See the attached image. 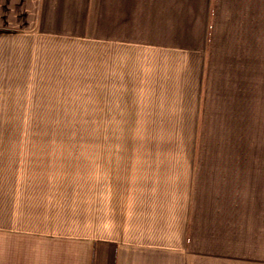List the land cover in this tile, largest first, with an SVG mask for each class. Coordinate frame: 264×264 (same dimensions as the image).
Listing matches in <instances>:
<instances>
[{"label":"crops","instance_id":"0c3cea01","mask_svg":"<svg viewBox=\"0 0 264 264\" xmlns=\"http://www.w3.org/2000/svg\"><path fill=\"white\" fill-rule=\"evenodd\" d=\"M15 37L102 49L104 105L139 125L87 230L3 205L0 264H264V0H0L3 86Z\"/></svg>","mask_w":264,"mask_h":264},{"label":"rangeland","instance_id":"374dc122","mask_svg":"<svg viewBox=\"0 0 264 264\" xmlns=\"http://www.w3.org/2000/svg\"><path fill=\"white\" fill-rule=\"evenodd\" d=\"M59 41L15 37L4 51L11 64L4 68L8 84L0 85V214L3 205L7 213L18 203L25 218L32 211L40 222L39 202L42 215L46 202L49 228L77 232L87 230L93 194L98 201L108 189L104 164L121 169L139 124L137 115L104 105L102 49L94 56L90 44ZM166 144L190 146V140L155 139L152 145Z\"/></svg>","mask_w":264,"mask_h":264}]
</instances>
